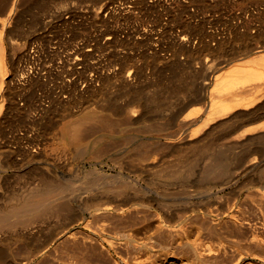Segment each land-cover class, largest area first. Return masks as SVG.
Segmentation results:
<instances>
[{
    "label": "bare ground",
    "instance_id": "bare-ground-1",
    "mask_svg": "<svg viewBox=\"0 0 264 264\" xmlns=\"http://www.w3.org/2000/svg\"><path fill=\"white\" fill-rule=\"evenodd\" d=\"M37 1L40 4L41 10H46L50 7L49 0ZM66 1L62 0L60 5H56L55 7L62 8L66 4ZM94 1L96 4L99 3V0ZM135 1L139 4L141 3V5L143 3L145 7L146 5L148 7L152 3H155V0ZM174 1L175 3H173ZM174 1H172L173 6L177 4L179 7H176L178 9L181 8L179 10L178 22L185 29L182 30L180 28L182 30L181 32L176 33L171 38H167L169 40L172 39V41L174 40L175 57L174 59L172 58L173 64L178 69L181 68L180 65L183 66L180 71L177 69L178 74L174 78L177 82L185 85V90L180 93L173 90L172 95L175 94L176 96L171 99L160 98V90L151 92L150 95L152 96H148L147 98L144 97L145 93L142 91L128 90L127 94L130 97L128 101L136 105L127 106L122 104L119 106L116 105L119 99L113 100L109 98L107 89L113 85L131 87L133 84H137L138 77L132 76L134 70H129L126 77L118 73L114 78L110 79L108 77L112 69L108 68L99 76L100 81L103 83L101 92L104 93L103 96H106L101 100L105 104L97 107L100 110L94 109L89 111L58 132L61 136L59 140H62V142L59 141L60 143H57L59 151L62 153L67 151V147L63 144L66 142L77 149L82 148L84 153L90 149L98 152L102 148L101 142L103 140L113 138L97 137L93 142L92 137H89V134L93 131L92 127L102 129L101 134L103 136H111L112 134L123 133L122 130H113V127H121L124 125L132 127L143 126V129L139 131H142L143 134L149 135L150 137H146L147 140H142L135 147L133 162L136 164V169L131 170L127 178L122 179L123 183L121 182L118 187H104L102 185L91 188L78 187L74 186L73 182L75 180H72L70 175L60 174L53 168L56 165L55 163L43 164L39 168L24 166V161L21 163L19 159H16L18 153L15 149L0 143V186H4L9 178L18 175H22L26 179L25 186L23 185L10 198L4 199L0 195V234L18 227H37L47 216L69 214L68 212L71 210H76V206L83 207L86 205L83 208V214L87 211L90 212V218H86L85 216L83 218V224L85 228H89L97 236H93L91 240L100 242L104 248L111 250L117 244L112 239L114 236H109L110 233H114L118 235V239L120 240L118 243L127 249L139 251L143 247H146L150 251L156 252L158 247L161 249L169 247L170 241L175 239V237L177 239H188L195 229L199 233L215 236L220 234L219 230L221 228L219 226L221 227L224 221L230 220L234 225L242 224V215L245 216L243 210H246L244 208L251 205V203L253 210H258L262 213L261 215H264V202L261 204V201H264V181L260 182V185L255 188L256 190L252 189V191H255L253 193L255 199L251 203H248L249 199H246L248 200L247 204H245V200V203H242L244 202L242 200V202L236 201L233 205L228 206L229 203L226 206L224 204L226 202H222V205L218 201L214 202L215 199L212 200L214 195H216V191L220 193L228 186L238 185V180L242 176L244 180L245 178L249 179L250 176L248 173L259 168L260 163L258 159L262 158V161H264V148L260 151L261 148L258 149L256 147L257 145L264 144V0H218L219 4L228 8V10L237 11L235 15L233 14L235 16L233 18L235 19L233 26H231L232 23L230 25L232 28L229 31L227 30L229 34L227 32L222 37H219L216 31L205 30L204 34L197 36L198 33L194 32L196 28H194L192 21L194 16L190 13L188 15L189 11H187L189 8L188 3L191 1L194 2V0ZM207 1L210 2V4L207 3V7L210 6L211 8V6H215L216 2H212L216 0ZM30 2L31 0H0V15L2 13L5 15L2 16L3 21L0 29V72L3 77L5 75L8 76L10 66L14 65L15 54L13 53L18 48L16 43L13 42L17 36L14 35L24 31L18 22L15 23L16 16H18L16 12L20 10L21 6H23L24 10L31 8L32 4L30 5ZM105 5L98 4L96 6L97 8H94L93 11L91 10L92 12L88 10L91 14L89 15L87 13L89 15L88 17L95 25L98 22H105V25L107 24L108 28L111 29L110 31L114 32L115 42L123 41L122 38H119V33L116 34L117 30L111 25V21L105 19L107 16L104 12L108 8ZM161 7L163 8V6ZM171 7L170 10H172ZM238 7L240 8L238 9ZM154 8H156V5ZM219 9L222 8L219 7ZM199 12L201 11L199 10ZM203 14L201 13V16ZM73 15L75 14L73 13ZM180 29L177 31H180ZM149 31L151 33L150 29ZM24 33L21 34L24 35ZM170 33L167 31L164 35L168 36ZM222 33L224 34L225 32ZM132 34L136 35L135 33ZM144 34L146 36L147 33L145 32ZM159 37L157 38L159 39ZM111 38L109 36V40L107 39V41L109 42ZM160 43H162L161 40ZM197 48L199 50L196 51ZM158 50L153 48V51L148 54L157 56L159 54ZM181 53L187 54L186 59L187 57L189 58V60L187 59L189 64L182 63L181 61L175 64L177 56L181 58ZM202 53H206V59H199ZM125 58V62L128 63L130 59L128 57ZM198 59L203 62H200L201 64L196 66L198 65ZM76 60L80 61L82 58L77 57ZM196 62L197 64L195 65ZM172 67L170 66V68ZM222 67L226 68V71L217 75L216 72ZM184 68H188L191 71ZM185 73L192 77L191 81H187L188 79ZM200 73H203L202 76L205 75V78L201 77L206 82L204 81L202 88L198 87L196 90L194 83L199 79ZM32 74L33 71H23V67L22 71H18V76L26 78L34 86L37 85L41 78L39 76L41 73H36L37 75ZM14 75H16V72L8 76L10 77L8 81L9 85L13 81ZM2 83L4 82L0 83V91L2 90ZM86 84H89L88 88H91L94 86V81L88 79ZM155 85L156 88H162L161 82L160 84L157 82ZM169 100L172 103L189 100L199 105L190 107L184 113L179 112L172 118L161 121L156 120L152 123L148 122V113L152 109L156 112L173 110V107L164 108L160 105V103ZM147 102L157 106L152 108L142 106L143 103ZM5 103V98H0L1 124L10 115L20 119L25 116V113L20 109L5 110L3 112ZM92 121L94 122L93 124H91ZM256 121L259 122L255 124L250 123ZM44 128L46 129V127ZM161 138H165V141H161ZM256 148L260 151L259 155L261 156L258 159L255 156L256 154L258 155ZM37 151L40 150L28 149L23 153L27 165L38 157L39 152ZM155 151H163L165 154H161L160 157L152 159L151 154ZM40 153L48 156V152L45 149L41 150ZM167 153L177 154L179 157L178 160L172 161ZM200 155L201 157L198 159ZM189 166L190 168L187 169L186 167ZM23 168H25V171ZM121 175L123 176L124 173H121ZM247 185L248 187L253 185V179L250 178ZM91 202H97L99 206L90 210L88 205ZM242 204H245L246 207ZM252 209H250V212L253 211ZM258 211L254 213L257 214ZM251 215L254 216L252 212ZM115 217L118 218L117 223H114L112 220ZM259 217L256 219L258 220ZM244 219L246 220V218ZM251 219L253 220V218ZM261 220L259 225L264 222V220L263 222ZM254 221L249 220L246 224L251 225L250 222L252 223ZM154 222H159V225L155 226L156 229L151 235L150 243L138 242L134 236H131L130 231L132 227H135L138 231H150L154 227ZM253 224L258 225L256 222ZM263 225L260 226L262 227ZM255 230L258 232L257 229ZM255 230L252 234L248 231L251 236L247 234L250 238H248V244L246 245L248 246L250 243L260 251H264V235L261 236L260 234L254 233ZM101 241L103 243L107 241V246L101 243ZM237 242L238 240L236 243L233 242L230 245L239 252L235 264L241 263L249 254V252L247 254L248 249L245 250V246L242 249L239 245L240 242H238L239 244ZM185 244L190 248L192 256L199 262H211L219 254L218 250L213 251V249H209L205 251L201 243L192 244L191 242H186ZM1 247L2 244L0 243V249ZM47 250L33 252L31 257H36L39 254L43 255ZM243 250L247 255H245ZM7 252L8 259L10 261L12 259L14 260L11 251L8 250ZM0 264H3L1 250Z\"/></svg>",
    "mask_w": 264,
    "mask_h": 264
},
{
    "label": "rangeland",
    "instance_id": "rangeland-1",
    "mask_svg": "<svg viewBox=\"0 0 264 264\" xmlns=\"http://www.w3.org/2000/svg\"><path fill=\"white\" fill-rule=\"evenodd\" d=\"M61 1L62 0H49L48 3L50 7L46 10H41L40 4L37 3L38 1L31 0V8H26L25 11L23 6H21L20 10L16 12L18 16L15 14L17 18L15 23L18 22L22 27L21 29L27 34L23 31L20 32V34L16 33L14 35H17L15 38L14 36L12 37V41L14 38L13 42L16 43L18 48L13 53L15 54V57L13 56L15 58L13 62L14 65L10 66L12 69L9 68L10 72L8 76L15 72L16 75H14L15 77L9 85L8 81L10 77L7 75L3 77L0 72V83L4 82L2 83L0 98H5L6 100L3 112H5V110L20 109L25 113V116L20 119L10 115L2 124L0 123V143L15 149L18 153L16 159H19L21 163L24 161V166L39 168L43 164L55 163L56 165L53 168L60 174L70 175L72 180H75L73 182L74 186L89 188L97 185L118 187L122 179L127 178L131 170L136 169V164L133 162L135 147L140 144L142 140H147L146 137H150L149 135L143 134L142 131H139L143 129V126L132 127L124 125L121 127H113V130H122L123 133H116L111 136H103V134H101L102 129L92 127L93 131L89 134V137H92L91 139L93 142L97 137L113 138L103 140L101 142L102 148L98 152L90 149L84 153L82 148L77 149L66 142L63 144L67 147V151L64 153L59 151L57 143L59 141L62 142V140H59L61 136L58 132L63 127L68 126L72 121L79 119L82 115L97 109L99 105L105 104L101 100L106 96H103L104 93L101 92L103 83L100 81L99 76L108 68L112 69L108 77L110 79L114 78L118 73L126 77L129 70H134L138 73L133 71V73L138 76L132 73V76L138 77L137 84H133L131 87L113 85L111 88L107 89L109 98L113 100L119 99V101L116 102V105L119 106L122 104L127 106L136 105L128 101L130 100L127 94L128 90L142 91L145 93V98L152 96L150 95L151 92L160 90V98L162 99L174 98L176 95H172L173 90L177 93L185 90V85L177 82L174 78L178 74V67L173 64V59L175 57L174 40L172 41V39L169 40V38H167H171V36L185 29V27L178 22L179 10L181 8L178 9L177 7L179 6H177V4L173 6L174 4H172V1L174 0H158V3L157 0H155V3H152V5L148 7L147 5L145 7L143 3L142 5L141 3L139 4L135 0H99L97 4L94 0H67L62 8H56L55 6L60 5ZM132 3L133 5H131ZM159 3L162 4L160 5ZM173 3H175V1ZM207 3L210 4L207 0H194V2L191 1L188 3V15L193 14L194 16L192 19L193 26L196 28L194 32L198 33L197 36L204 34V30L216 31L219 37L226 35L229 29L232 28L231 26H233L235 19L233 16L237 11L228 10V8L220 5L218 0L212 2L215 3V6H211V8L210 6L207 7ZM95 4L96 6L98 4H106L105 6L108 7L106 11H108H105L104 14L107 17L108 15L111 17H105V19L111 21V25L117 30L116 34L119 33V38H122L123 41L115 42V34L110 31L111 29L108 28L107 24V26L105 25V22H98L96 25L92 23L88 16L91 15L89 11L92 12L94 8H97ZM155 5L156 8H154ZM161 6H163V8ZM170 7L172 10H170ZM219 7L222 9H219ZM239 8L240 7H238V9ZM199 10L201 12H199ZM73 13L75 15H73ZM83 13H85V16ZM201 13H204V16H201ZM3 14L4 13L0 15V29L3 21L2 16H5ZM209 20L210 22L208 23ZM89 21L91 22L89 23ZM196 22L199 25H197ZM196 25L197 27H195ZM142 28H144V30H142ZM179 29L180 31H177ZM139 31L140 33H138ZM144 31L147 33L146 36ZM167 31L168 33H172H170V35L168 34V36L164 35ZM221 31L225 33L223 34ZM21 33H24V35ZM152 34L155 35L153 36ZM109 36L112 38L108 42L107 39ZM157 37H159V39ZM160 40L162 43H160ZM100 44L103 45L100 46ZM151 46H154V49H159V54L157 56L148 54L153 51ZM149 47L151 48L149 49ZM145 48L148 49L146 50ZM197 50L199 49L197 48L196 51ZM181 54V58L177 56L175 64L178 63V61L189 64V58L187 57L188 60L186 59L187 54ZM205 55L206 53H202L199 59H206L207 56L205 57ZM77 57H81L82 60H76ZM125 57L130 59V63L125 62ZM132 58H135V61L137 59L136 63H134L135 61ZM199 59L197 60L198 65H196L197 62L195 63L196 66H199V64L203 62ZM75 63L77 64L75 65ZM170 66L172 68H170ZM22 67L25 72L29 70L33 71V74L41 73L39 74L41 78L37 85L32 86L29 80L18 76V71H22ZM180 67L182 68L183 66L180 65ZM181 68L178 70L180 71ZM184 69L191 71L188 68ZM225 71L226 68L222 67L216 74H222ZM185 75L187 76V81H191L192 77L186 73ZM202 75L203 73H200L199 79L194 83L196 90L198 87L202 88L203 86L205 79H202V77L205 78V75ZM88 79L94 81V86L91 88H88L89 84H86ZM156 81L158 84L161 82L162 88L155 87V84H157ZM160 105L164 108L173 107V110L156 112L152 109V111L148 113V122L152 123L156 120L161 121L172 118L175 114L179 112L184 113L190 107L199 104L189 100L175 103L169 100L160 103ZM142 106L152 108L157 105L147 102L143 103ZM259 121L250 123L255 124ZM93 123L92 121L91 124ZM44 127H46V129ZM160 140L165 141V138H161ZM256 147L258 149L261 148V151L264 148V144L257 145ZM257 148L256 153H258V155L256 154L255 156L258 159L260 151ZM28 149L40 151L45 149L48 152V156H44L40 151H37L39 152L38 157L27 165L23 153ZM161 154L165 153L163 151H155L151 154V158H158ZM228 154L230 155L229 152ZM167 155L172 161H176L179 158L175 153H167ZM200 157L201 155L198 156V159ZM262 160V158L258 159L260 163L258 169L256 168L252 170L251 173H248L250 177L245 176L249 177V179L245 178L244 180L242 176L238 180L239 184L237 183L238 185H235L236 188L232 185L228 186L220 193L216 191V195L211 199H215L214 202H226L227 204L224 203L226 206L229 203L228 206L233 205L236 201L242 202V200L246 201V203L245 201L242 203L247 204L248 200L246 199H249L248 203H251L252 200L255 199L253 195L255 191H252V189L254 190L260 185V182L264 181V161ZM186 168L188 169L190 166ZM24 169L25 168H23V170ZM121 173H124V175L122 176ZM19 176L20 175L9 178L4 186H0V195L4 199L10 198L13 193L18 192L23 185L25 186L26 179L22 175ZM250 178L253 179V185L248 187L247 184ZM243 181L246 182L244 183ZM248 194L252 195L253 198ZM261 202L259 203L263 204L264 201ZM85 206L86 205L83 207L76 206V210L73 209L70 211H73L71 214L68 212L69 214H63L61 216H47L37 227H18L14 230L4 231L0 234V243L2 244L0 250L3 264H235L239 252L230 245H232L233 242L236 243L237 240L240 242V244L238 242L237 244H239L241 248L245 246V250L248 249L247 254L249 252L247 255L243 250L247 256L241 263L239 262L237 264H264V251H260L250 243V246L246 245L248 244V238H250L255 229H257L258 232L255 230L254 233L260 234L261 236L264 235V215H261L262 213L258 210H253L252 203L247 207L246 205L244 206L246 207L244 209L247 211L243 210L245 216L242 215L243 222H241V226L239 224V226L236 224L234 225L230 220L224 221L222 226H219V228H221L219 230L220 234L215 236L199 233V231L194 228L195 230H193L188 239H177L175 237L176 240L173 239L170 241L169 247L163 249L158 247L156 252H152L146 247H143V249L139 251L127 249L122 244L118 243L120 240L118 239V235L114 233H110L109 236H114L112 239L120 246L116 244V247H118L112 248L111 250L104 248L100 242L91 240L93 236H97L92 230L85 228L83 224V218L85 216L86 218H90V212L87 211L83 214V208ZM88 206L90 210H93L95 207L99 206V203L91 202ZM250 209L253 210L251 212L255 217L258 213L260 214H258L256 218L259 216L261 217L257 220L251 215ZM255 211H258V213L255 214ZM250 217L253 218V220ZM244 218H246V220ZM262 218L263 220H261ZM247 219L255 221L252 223L250 222L251 225H248L246 224L249 221ZM112 220L114 223L118 222L117 217ZM260 220L263 222V224H260L263 225L262 227L259 225ZM255 222L258 223L260 227L257 224H253ZM244 224H246V226H244ZM157 225H159V222H154V227L150 231H138L135 227H132L130 231L131 236H134L138 242L150 243L151 235L155 231V226ZM248 231L251 232V234H249ZM186 242H191L192 244L201 243L205 251L209 249H213V251L218 250L219 252H216L219 254L216 255L217 258L211 262H199L192 256L190 248L185 244ZM101 243L103 242L101 241ZM107 243V241H104L103 244L107 246ZM8 250L11 251L14 257V260L11 258L12 261L8 259ZM40 250H42V252L45 250L47 251L43 255L39 254L36 257H31L33 252H38ZM250 250L253 253L259 254L254 255Z\"/></svg>",
    "mask_w": 264,
    "mask_h": 264
}]
</instances>
